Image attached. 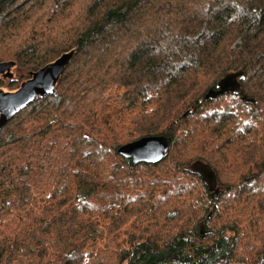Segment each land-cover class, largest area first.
<instances>
[{"label": "trees", "instance_id": "1", "mask_svg": "<svg viewBox=\"0 0 264 264\" xmlns=\"http://www.w3.org/2000/svg\"><path fill=\"white\" fill-rule=\"evenodd\" d=\"M73 49L58 95L0 130V264H264V108L244 91L255 80L264 100V0H0V62L35 72ZM238 72L241 92L205 99ZM151 136L171 140L160 163L119 155ZM50 138L45 156L60 142L67 158L37 191ZM244 142L238 159L227 146ZM230 155L259 167L235 192L186 170L202 160L222 187Z\"/></svg>", "mask_w": 264, "mask_h": 264}, {"label": "water", "instance_id": "2", "mask_svg": "<svg viewBox=\"0 0 264 264\" xmlns=\"http://www.w3.org/2000/svg\"><path fill=\"white\" fill-rule=\"evenodd\" d=\"M77 55V49L63 53L54 62L35 72H29V78L23 82L15 92H5L0 88V130L17 114L31 105L48 97L57 96L58 85L69 65ZM15 61L0 62V80L12 79ZM243 72L229 73L218 83V90L210 89L205 96L206 100L217 98L230 93ZM171 140L163 136L144 137L138 141L122 146L118 153L125 159L132 160L134 165L140 163L157 164L164 160L170 150ZM188 169L198 174L208 191L215 197L221 195L215 170L202 160L194 161Z\"/></svg>", "mask_w": 264, "mask_h": 264}, {"label": "rangeland", "instance_id": "3", "mask_svg": "<svg viewBox=\"0 0 264 264\" xmlns=\"http://www.w3.org/2000/svg\"><path fill=\"white\" fill-rule=\"evenodd\" d=\"M69 51L70 50H67V52H69ZM63 53H65V52H62L60 55H62ZM5 62H10V61H5ZM28 74H29L28 71L22 70L19 67L18 62H16V67H15V69H13V78L12 79H5V80L1 79L0 80V88L2 90H4L5 92H15L16 90H18L20 88V86L23 82L27 81V79L29 78ZM245 87H246V90L244 88L245 93L248 94L249 96H251L253 99H255L257 101V104L259 105V107L262 110L264 108V100H260V98H259V96H262V94H260V90H258L256 88L255 80H246L245 81ZM222 103H224V102L223 101H216L214 103H210V108L215 109V107L216 108L219 107L220 104H222ZM223 106H225V104L221 105V107H223ZM30 111H32V110H28V111L24 112L17 119H22V118L31 119V118H33V113H31ZM263 114H264V112H263ZM15 125H16V122H14L11 126H15ZM231 127H232V123L225 130H222L223 135L219 136V143H224L226 141L227 135L230 134ZM255 134H256V130L250 132L248 134V136L250 139H252V137ZM50 139L51 140H50V143L48 145L43 144V147H45V152L37 153L36 154L37 156L35 158H33L35 163L41 161L40 159L43 160L42 164H41L43 169L37 168L36 171L34 173H32L31 180H30L33 183V185L35 186L37 191H50V185H51V182L53 180L52 175L50 173L52 171H56L57 166L59 164L63 163L67 158V150L61 145L60 142H57V143H58V145H60L61 150L55 151L51 158H48L45 156L50 151V144H51L52 138H50ZM261 142H263V140H261ZM218 146H219V144L217 145V147ZM215 147H216V145H214L213 149H211L210 151H207V149H206V153L209 154L210 152H213V155L211 157H213L215 159H219V155H217L214 152ZM227 147L230 150L236 152L238 159H240L244 156L243 152L245 150V142L240 144V145H230ZM12 148H13L12 146H8L5 148V150L12 149ZM202 149H203V151H205L204 147ZM5 153H6V151H5ZM12 153H15V152H12ZM202 153H205V152H202ZM58 158L60 160H58ZM225 159H226V161H229V163L226 164V163L220 161L217 165L218 173L220 174L221 179L224 183L223 184L224 186L221 187L223 192H225L224 191V189H226L225 187H227V188L231 187L232 191L235 192L239 187L243 186L246 182L249 181V180H247L248 178H250L253 174H256L259 172V167L254 168L252 170L251 166L245 160H243L237 167H232V168L228 169L227 168L228 165H230L233 162V160H236L237 158L234 155H230V156L226 157ZM190 161H192V160L187 159V160H184L183 163L186 164ZM23 162L24 161H22L21 164L26 166V162H24V163ZM186 167L187 166H185L184 169ZM188 167L186 170L190 171L188 169ZM248 173H250V174H248ZM234 183H238V185H233ZM197 185L201 190L204 191V189L202 187V183H198V181H197ZM42 209H43V207H42ZM45 217L47 218L48 215H45ZM119 233L120 234L123 233V229ZM256 246L259 247L258 249H260L262 244L256 243ZM37 256H38V254H33L31 257L25 258L22 261V264H64L65 263L62 256L58 257L56 254H54L55 257H51V258L45 257V258L38 259Z\"/></svg>", "mask_w": 264, "mask_h": 264}, {"label": "flooded vegetation", "instance_id": "4", "mask_svg": "<svg viewBox=\"0 0 264 264\" xmlns=\"http://www.w3.org/2000/svg\"><path fill=\"white\" fill-rule=\"evenodd\" d=\"M243 78V77H242ZM242 78H239L238 79V81H237V84L234 86V89L230 92L231 94H238L239 92H241V79ZM219 83V82H218ZM218 83H217V85H218ZM217 85H216V87H215V90H218V87H217ZM238 88V89H237ZM230 93H228V94H230ZM226 95V94H225ZM224 96V95H223ZM222 97V96H221ZM218 99V98H217Z\"/></svg>", "mask_w": 264, "mask_h": 264}]
</instances>
